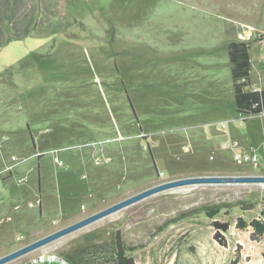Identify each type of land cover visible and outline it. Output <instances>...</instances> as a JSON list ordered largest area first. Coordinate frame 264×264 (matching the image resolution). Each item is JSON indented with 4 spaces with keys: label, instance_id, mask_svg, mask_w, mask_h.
I'll return each mask as SVG.
<instances>
[{
    "label": "rangeland",
    "instance_id": "obj_1",
    "mask_svg": "<svg viewBox=\"0 0 264 264\" xmlns=\"http://www.w3.org/2000/svg\"><path fill=\"white\" fill-rule=\"evenodd\" d=\"M37 5L39 34L0 47V257L155 185L226 181L155 193L6 264H111L118 241L135 264H264L250 225L264 222V113L237 112L227 48L264 35V0L20 6ZM49 23L69 25L39 36Z\"/></svg>",
    "mask_w": 264,
    "mask_h": 264
},
{
    "label": "trees",
    "instance_id": "obj_2",
    "mask_svg": "<svg viewBox=\"0 0 264 264\" xmlns=\"http://www.w3.org/2000/svg\"><path fill=\"white\" fill-rule=\"evenodd\" d=\"M25 1L0 0V36H3V39L0 38V40L2 39L0 47L5 46L12 40H19L38 32L36 23L38 17L43 15L41 7L37 5L34 12L30 15L31 17H29V14L23 12ZM21 4H23V8H21ZM68 25V23H49L39 36H43L49 32L61 31L66 29ZM252 41L240 39L230 41L227 44L236 110L238 113L247 116L264 113V89H254L251 87L252 61L250 50ZM250 225L253 228L252 237L258 238L264 233L263 221L254 219ZM220 227L225 230L228 229L227 225H221ZM133 250V247H125L119 241L116 242V251L111 264H135L133 257L128 255V251ZM67 262L69 264H76L72 260H67Z\"/></svg>",
    "mask_w": 264,
    "mask_h": 264
},
{
    "label": "water",
    "instance_id": "obj_3",
    "mask_svg": "<svg viewBox=\"0 0 264 264\" xmlns=\"http://www.w3.org/2000/svg\"><path fill=\"white\" fill-rule=\"evenodd\" d=\"M252 181H254V178L251 179ZM263 180V179H262ZM226 181V178L224 177H220V176H199V177H189V178H183V179H178V180H173V181H169V182H165L162 184H158L155 185L153 187H150L148 189H145L137 194L131 195L111 206H108L90 216H87L84 219H81L73 224H70L56 232H53L47 236H44L30 244H27L26 246L12 252L9 253L7 255H4L2 257H0V264H6L7 262L23 255L26 254L30 251H33L49 242H52L62 236H65L79 228H82L83 226H86L92 222H95L109 214H112L118 210H121L139 200H142L150 195H153L155 193L164 191L166 189H171V188H175V187H179V186H185V185H189V184H197V183H219V182H223ZM42 261V260H41ZM39 261H35L34 263H37ZM43 262V261H42ZM65 264H69L67 261H63ZM64 263H60V264H64ZM43 264H53L51 262L49 263H43Z\"/></svg>",
    "mask_w": 264,
    "mask_h": 264
},
{
    "label": "built area",
    "instance_id": "obj_4",
    "mask_svg": "<svg viewBox=\"0 0 264 264\" xmlns=\"http://www.w3.org/2000/svg\"><path fill=\"white\" fill-rule=\"evenodd\" d=\"M242 37V36H241ZM242 39H246V40H254V39H259L262 47H263V53H264V35L260 34V36H243ZM248 158V156L246 157ZM56 161L58 160V157L55 158Z\"/></svg>",
    "mask_w": 264,
    "mask_h": 264
}]
</instances>
